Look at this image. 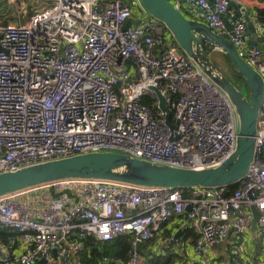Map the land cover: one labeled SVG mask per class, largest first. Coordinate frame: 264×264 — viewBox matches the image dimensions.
Listing matches in <instances>:
<instances>
[{"label": "built area", "instance_id": "2783aa9c", "mask_svg": "<svg viewBox=\"0 0 264 264\" xmlns=\"http://www.w3.org/2000/svg\"><path fill=\"white\" fill-rule=\"evenodd\" d=\"M169 1L191 17L195 0ZM230 1L213 0V10L207 0L197 4L210 30L237 49L264 86V43L249 47L245 21H224ZM37 2L43 7L23 24L0 20V173L99 152L207 169L234 153L238 119L229 98L140 0ZM252 22L262 34L264 16L257 13ZM253 208L255 235L264 245V89L255 155L235 188L185 191L75 178L6 194L0 196V228L18 237L0 239V264L42 258L51 264L59 260L54 248L64 264H79L86 244L125 236L129 259L113 264H142L139 246L178 216L190 224L195 253L234 234L240 242L232 264H245ZM158 248L163 255L180 243L165 237ZM204 261L213 264L209 257Z\"/></svg>", "mask_w": 264, "mask_h": 264}, {"label": "water", "instance_id": "95a60500", "mask_svg": "<svg viewBox=\"0 0 264 264\" xmlns=\"http://www.w3.org/2000/svg\"><path fill=\"white\" fill-rule=\"evenodd\" d=\"M154 19L162 23L170 32L181 52L191 59L207 78L218 86L229 98L237 119L238 132L234 153L217 167L207 169H182L132 158L118 153H90L68 158L48 160L25 166L15 172L0 173V196L23 189L64 179H101L145 187L162 188H220L235 187L241 182L255 155L256 129L263 96V82L259 75L240 57L237 49L226 39L217 36L203 23L182 14L169 0H140ZM213 10V0H207ZM192 14L203 13L197 0L191 6ZM232 12V14L230 13ZM245 13V22H250L254 31L250 12L236 2L230 1L228 10L222 16L229 23ZM205 16V14H204ZM136 25L137 22H134ZM243 42L249 47H261L264 34ZM220 55L229 63L232 73L240 77L244 94L212 61V56ZM161 110L167 112L160 99ZM170 115H166L167 124ZM171 127H175L174 125ZM189 208L186 209L188 211ZM251 227L254 229L258 212L253 208ZM178 234L173 237V241ZM53 259L57 257L52 249ZM1 256V254H0ZM36 264H48L45 258Z\"/></svg>", "mask_w": 264, "mask_h": 264}, {"label": "crops", "instance_id": "0c3cea01", "mask_svg": "<svg viewBox=\"0 0 264 264\" xmlns=\"http://www.w3.org/2000/svg\"><path fill=\"white\" fill-rule=\"evenodd\" d=\"M231 1H234L239 6L245 7L246 9H248L250 12V20H252V17L257 13L260 16H264V0H244V1L243 0H231ZM230 13L232 14V12ZM245 16H246L245 13H240V17H238L237 19L244 20ZM190 18H193L197 21L203 20V23L206 24L204 20V14L202 13L201 14L200 13L191 14ZM245 23H246L245 24L246 25V38L251 41L257 36V34L255 33V31L251 30L250 22H245ZM263 34L264 32L262 34H259L258 36H262ZM219 57H221V62L218 63L216 61L218 64L217 67L220 68V70L224 73L226 72L224 68L225 60L222 56L219 55ZM212 58L214 60H216V58L218 59L217 56L215 57L212 56ZM255 230H256V224H255V228L254 229L251 228L250 232L247 235L246 253H245V256H243V260H242V262H244L245 264H260L264 260V245L260 243V241L257 239L255 235ZM157 232H158L157 235H159V237L157 240L154 241V244L150 247L153 250V252L157 255L159 253L158 244L160 243V241L165 237L171 238V237H174L176 234H178L176 239L180 243V248L171 250L172 252H176L180 254L181 256L180 259L176 262V264H206L204 261L206 257H209L212 260L213 264H232V261H231L232 251L234 247L240 242V237L235 236L234 234H229L224 239L219 241L213 248L206 250V252H204L203 254H197L195 253L193 249V243L195 241V239H192V237L194 236L192 233L193 231L185 216L173 217L166 224L162 225L161 228ZM164 232H167L168 235L162 237V233L164 234ZM169 232H171V234ZM17 237L18 236L16 235L13 238L17 239ZM150 248H147V249H150ZM171 251L170 250L165 251V253H168ZM159 254L161 255V253ZM109 261H112V262L110 263L108 262V264L114 263L113 259H110ZM239 261H240V257H239ZM54 262H55L54 264H60L59 260L54 261ZM71 264H76V263H74L73 261ZM100 264H104V263L100 262ZM146 264H149V263L146 262Z\"/></svg>", "mask_w": 264, "mask_h": 264}, {"label": "trees", "instance_id": "16d2710c", "mask_svg": "<svg viewBox=\"0 0 264 264\" xmlns=\"http://www.w3.org/2000/svg\"><path fill=\"white\" fill-rule=\"evenodd\" d=\"M187 190L189 189H186L185 191ZM16 235L17 233L13 232L10 229L0 228V239L3 241L7 240L10 237H14ZM166 235H168L167 232H164V234L162 233V237ZM158 237L159 235H157L154 240L143 244V246L145 248H150L154 244V241L158 239ZM192 239H195V235L192 237ZM97 244H100L101 250L96 249L97 247L95 248ZM129 256H130V242L127 236H125V237L117 238L112 242L86 244V248L80 256L81 258H80L79 264H100L103 258H105L107 262L109 263L112 262V261H109L110 259H113L114 263H125L129 259ZM180 257H181L180 254L176 252H172V251L165 253L163 255H160V254L157 255L153 253L150 256L148 263L149 264H176V262L180 259Z\"/></svg>", "mask_w": 264, "mask_h": 264}, {"label": "rangeland", "instance_id": "374dc122", "mask_svg": "<svg viewBox=\"0 0 264 264\" xmlns=\"http://www.w3.org/2000/svg\"><path fill=\"white\" fill-rule=\"evenodd\" d=\"M43 7L40 2H37V0H0V20L10 22V23H19L23 24L26 22L33 13L34 10H39ZM185 11V10H183ZM217 56L218 59L213 60V62L218 66L217 62H221V57L219 55H214V57ZM220 59V60H219ZM217 61V62H216ZM225 71L224 74L231 78L232 70L230 68L229 63H224ZM220 69V68H219ZM243 92L246 94V90L243 89ZM171 234V232H169ZM97 247V248H96ZM96 249L101 250L100 244H97L95 246ZM139 254L143 257L142 263L146 264V262L149 261L150 256L154 253L153 250L145 249L143 245H140L138 248ZM55 262L52 261L51 264H54Z\"/></svg>", "mask_w": 264, "mask_h": 264}, {"label": "flooded vegetation", "instance_id": "af4514ba", "mask_svg": "<svg viewBox=\"0 0 264 264\" xmlns=\"http://www.w3.org/2000/svg\"><path fill=\"white\" fill-rule=\"evenodd\" d=\"M230 77H231L230 80L234 83V85H235L239 90H241V91L243 92L244 87L240 84V79H239V77L236 76V75H234L233 73H232V75H231ZM243 93H244V92H243ZM244 94H245V93H244Z\"/></svg>", "mask_w": 264, "mask_h": 264}]
</instances>
